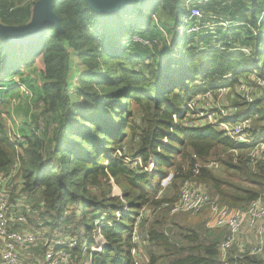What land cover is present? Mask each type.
Instances as JSON below:
<instances>
[{"label": "trees", "instance_id": "1", "mask_svg": "<svg viewBox=\"0 0 264 264\" xmlns=\"http://www.w3.org/2000/svg\"><path fill=\"white\" fill-rule=\"evenodd\" d=\"M23 1L0 3V22L10 27L30 23L35 2ZM201 1L203 16L196 19L201 29L195 33H188L183 21L187 0H141L113 12L95 10L87 0H53L59 24L48 25L43 36L26 44L0 37V174L20 162L19 192L31 201L27 225L45 230L49 237H77L80 247L73 264H136L132 233L145 210L148 260L143 264H225L220 245L227 229L211 227L206 220L184 224L173 220L170 208H159L177 201L187 181L206 188L233 211H246L264 194V157L250 163L252 144H237L218 125L198 124L187 108L194 98L217 94L224 86L231 93L229 103L238 108L235 119H250V137L264 138V86L252 76L264 79V0ZM222 3L228 17L248 26L246 36L236 34L233 39L216 30L224 20L231 22L220 15ZM160 10L173 21L169 29L159 18L166 34L153 22ZM137 33L156 41L152 46L133 42ZM163 44L164 57L156 62H145L130 51L138 47L142 53H154ZM70 49L87 69L79 78L77 103L70 93ZM40 56L44 68L36 102L22 71ZM229 74L231 80L225 78ZM14 76L33 92V99L21 101L9 93L18 85L9 80ZM240 77L256 88L260 98L255 102L236 93ZM25 102L38 113V130L52 131L49 139L30 127L23 132L21 125L9 126V116ZM52 114L54 127L47 121ZM189 118L195 121L192 127L185 125ZM126 156H140L144 165L152 158L155 165L151 170L133 167ZM217 168H223L222 173ZM168 177L169 190L161 196ZM9 202H16L12 191ZM124 206L127 212L118 221L117 211ZM168 225L176 232L167 234ZM98 229L107 245L93 252ZM242 254L234 245L228 262L264 264L260 256Z\"/></svg>", "mask_w": 264, "mask_h": 264}, {"label": "built area", "instance_id": "2", "mask_svg": "<svg viewBox=\"0 0 264 264\" xmlns=\"http://www.w3.org/2000/svg\"><path fill=\"white\" fill-rule=\"evenodd\" d=\"M203 3L201 0H187V11L184 14L183 21L186 24V31L195 33L201 29L198 20L203 16L198 4ZM264 17V9L261 12L260 20ZM153 22L166 34L165 29L160 25V19L157 13L153 14ZM183 28H178V32H182ZM133 42L141 43L146 46H152L156 40L135 34ZM168 43L171 47V39L168 36ZM243 51L249 53V48H243ZM231 74L225 78L231 80ZM253 81L258 86H264V79L257 73L252 74ZM16 80L20 92L27 99L34 97L33 92L24 83H21L17 76L9 79ZM236 93L248 103L255 102L258 98L256 88L246 78L240 77L235 87ZM228 90L226 87H220L217 90L219 94H225ZM192 111L191 118L199 114V117L209 119L206 123L218 125L224 134L231 138L237 144H252L249 151L250 163L264 157V138L254 139L249 135L250 119L236 120L235 115L237 107L223 106L215 102V96L212 92H206L194 98L187 107ZM33 111H36L33 108ZM194 112V113H193ZM194 115V116H193ZM191 118L187 119L185 125L194 126L195 121ZM204 118V119H206ZM205 124V123H204ZM14 129V128H13ZM21 142H25V137L17 135ZM167 142V138H165ZM120 156L124 155V151H118ZM128 163L133 167H141V169L151 170L155 165V160L151 158L148 165H144L142 157H128ZM212 165H215L212 163ZM21 165L17 161L13 164L9 173L0 174V264H73V253L80 247L77 237L64 234L49 237L45 230L41 228L26 227L28 219L25 212H16L13 210V204L9 202V193L7 185L20 174ZM167 180L169 178H166ZM165 179V180H166ZM164 180V181H165ZM171 178L169 179L170 183ZM164 181L162 185L164 184ZM14 182V181H13ZM168 183V184H169ZM10 185V184H9ZM164 185L163 187H166ZM165 188L160 192L162 196ZM125 204V200L122 199ZM170 208L172 215L186 212L189 214H204L208 212L207 223L211 227H221L227 229L228 233L224 241L220 245V252L225 264L228 262V252L234 246L238 245L240 255L248 253L257 255L264 259V194L253 201L246 211H233L226 205L217 202L211 197L206 188L197 186L191 181H187L180 192V196L175 202H165L162 208ZM29 211H32L29 209ZM127 212V208L117 211L118 221L122 214ZM149 214V210H145L139 216L132 233L131 254L136 258V264L142 263V252L147 242V233L142 229ZM149 222L147 221L145 225ZM29 226V225H28ZM253 234L257 239L256 243L251 241L244 242L242 233ZM107 245V240L98 229L95 233V243L92 246L93 252H100ZM87 250L84 245L83 251ZM37 251H40L37 254ZM146 252H144L145 254ZM37 255V256H36ZM146 260L148 256L145 254ZM145 260V261H146Z\"/></svg>", "mask_w": 264, "mask_h": 264}, {"label": "rangeland", "instance_id": "3", "mask_svg": "<svg viewBox=\"0 0 264 264\" xmlns=\"http://www.w3.org/2000/svg\"><path fill=\"white\" fill-rule=\"evenodd\" d=\"M16 1H17V3L20 2V0H16ZM236 1H238V0H236ZM219 2H221V1H219ZM224 7H225V4L222 3V7L219 8V10L221 11L220 15L222 16V18H225V17L228 18L229 20H231V22L228 20H224L223 21L224 24H218L216 26V30H220L221 31L220 33L223 35L232 36L233 39L235 38L236 34H239L242 37L246 36L248 26L243 24V23H240V21H241L240 19H237V18L231 19V17H228L226 14H229V13H226ZM239 16L241 17V15H239ZM135 49L138 52H140V49L138 47H135ZM165 49H166V47L163 44L159 47L158 50L156 48L154 53H152L151 51H148V52H145L144 54H146L147 56H149V58L152 59V57L155 56V53H156L157 57L153 58V61L156 62V61H160L158 59H160V56L165 53ZM143 51L144 50H142V52ZM70 53H71V71L69 74L70 93H71L72 101L74 103H77L79 101V78L83 73L86 72L87 69L79 61L78 55L73 49H70ZM42 66L43 65L37 64V65L31 67L30 69H25V71H22L23 80L25 82H27V84L30 85L34 89V91L36 92V99H35L36 102H39L38 96H39L40 91H39L38 82L40 80V75L42 73ZM43 68H44V66H43ZM19 76H21V75H19ZM9 93L12 94L14 97H17V99H20L21 101L24 98H26L25 96H23L21 94L19 86L13 87ZM230 95H231L230 92H227L225 94H219V93L214 94L215 102H218V103L222 104L223 106L233 107V105L229 103ZM37 114H38L37 112H31V108H29L27 102H25L24 104L21 103L19 105V107L13 111V116L12 117L9 116V119H10V120L8 119L9 126H11V128L17 129L16 127L21 125L20 128H22V129H20V131L22 130L23 132H28L29 127H30V129L32 128L35 131H37L38 134L42 135L43 139H45V140L49 139L52 135V131L51 130L43 131V129L38 130V128H37V123H38ZM55 118H56V115L52 114L51 119H47L48 123L50 125H53V127H54V125H56V123L54 122ZM194 118H197L196 122L198 124L206 123L207 121H209V119L206 117L200 118L199 114L195 115ZM204 118H206V119H204ZM47 121L45 120L44 127H45ZM211 166H215V165L211 164ZM216 170H217V172L222 173L223 168L222 169L217 168ZM168 178L170 179V177H168ZM169 179L168 180L166 179L164 181L163 186L164 185L168 186ZM9 184L7 185L8 193L10 194L12 191L14 193V196L16 197V202L13 204V206H14L13 210L15 212H16V210L20 211V212H25L26 214L32 213L31 211H29V209H31V201L27 198L26 195H22L21 192H19L20 189L23 187V180L15 178ZM167 186L163 187V188L167 189V191H168L169 189L167 188ZM207 215H208V212H206L204 214H189L186 212H181L179 214H175V215H171V216L173 217V220L182 222L184 224H188V223L190 224V223L197 222L200 220H206L207 221ZM28 225L26 227H31L30 224H28ZM168 226H171L169 234H171L172 232H176V229L174 228L173 225H168ZM246 232H248V231H246ZM241 237H242V240L244 242H248V241H251L252 243L257 242V239L255 238V236L249 232L248 233H242ZM146 246H144L145 251L147 249ZM39 253H40V251H37V254H39ZM141 260H142V264L146 260L144 252H142Z\"/></svg>", "mask_w": 264, "mask_h": 264}, {"label": "water", "instance_id": "4", "mask_svg": "<svg viewBox=\"0 0 264 264\" xmlns=\"http://www.w3.org/2000/svg\"><path fill=\"white\" fill-rule=\"evenodd\" d=\"M89 4L101 12H113L129 3L141 0H87ZM53 0H39L33 11L30 23L21 27H10L0 22V37L4 40L26 44L43 36L50 24H59L58 18L52 12ZM171 226L167 227V234Z\"/></svg>", "mask_w": 264, "mask_h": 264}, {"label": "crops", "instance_id": "5", "mask_svg": "<svg viewBox=\"0 0 264 264\" xmlns=\"http://www.w3.org/2000/svg\"><path fill=\"white\" fill-rule=\"evenodd\" d=\"M38 1H39V0H24L23 3H27V2H28V3L31 4L32 2H35V4H36ZM2 2H5V0H0V3H2ZM35 4H34V6H35ZM34 6H33V8H32L33 11H34ZM33 11H32V17H33ZM157 13H158L159 18L161 19V21H162L164 24H166L167 27L170 29L171 26H172V23H173L171 17H170L167 13H164V12L161 11V10L158 11ZM32 17H31V20H32ZM31 20H30V21H31ZM170 33H171V35H172V32H170ZM130 51H132V52L135 53V54H140L141 56H143L145 62H153V60H152L151 58H149L148 56H146V54H144V53H142V52H138V51H137L136 49H134L133 47L130 48ZM164 54H165V53H164ZM164 54L160 56V60H162V58L164 57ZM37 64H39V65H43V57H42V56H40V57L37 59L35 65H37ZM35 65H34V66H35ZM43 66H44V65H43ZM43 66H42V70H43ZM25 69H30V67L24 68L23 71H25Z\"/></svg>", "mask_w": 264, "mask_h": 264}]
</instances>
